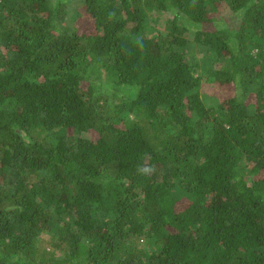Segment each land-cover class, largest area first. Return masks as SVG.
I'll return each instance as SVG.
<instances>
[{"label": "trees", "instance_id": "1", "mask_svg": "<svg viewBox=\"0 0 264 264\" xmlns=\"http://www.w3.org/2000/svg\"><path fill=\"white\" fill-rule=\"evenodd\" d=\"M0 264H264V0H0Z\"/></svg>", "mask_w": 264, "mask_h": 264}, {"label": "clouds", "instance_id": "2", "mask_svg": "<svg viewBox=\"0 0 264 264\" xmlns=\"http://www.w3.org/2000/svg\"><path fill=\"white\" fill-rule=\"evenodd\" d=\"M139 172H142L143 174H150L152 171H154L151 167H144V168H138Z\"/></svg>", "mask_w": 264, "mask_h": 264}, {"label": "rangeland", "instance_id": "3", "mask_svg": "<svg viewBox=\"0 0 264 264\" xmlns=\"http://www.w3.org/2000/svg\"><path fill=\"white\" fill-rule=\"evenodd\" d=\"M153 23H155V22L153 21ZM164 25H165L164 22H162V23H158V22H157V24H155V26H156L157 28H159V26H160V27H163ZM197 53L200 54L198 50H197Z\"/></svg>", "mask_w": 264, "mask_h": 264}]
</instances>
